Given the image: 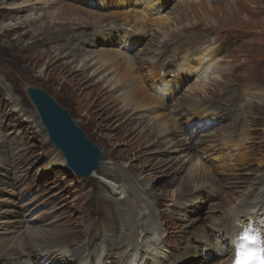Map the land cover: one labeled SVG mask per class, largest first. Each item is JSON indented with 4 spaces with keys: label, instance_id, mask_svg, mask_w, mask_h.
Instances as JSON below:
<instances>
[{
    "label": "rangeland",
    "instance_id": "374dc122",
    "mask_svg": "<svg viewBox=\"0 0 264 264\" xmlns=\"http://www.w3.org/2000/svg\"><path fill=\"white\" fill-rule=\"evenodd\" d=\"M106 1L110 5L114 0ZM191 1L163 0L145 18L124 3L104 7L94 2L99 7L94 8L85 0H0V241L12 244L29 227L78 248L88 230L110 236L114 220L120 217L117 210L136 205L129 211L140 218V210L148 209L155 233L166 241L171 263L212 262L198 255L197 235L212 233L218 240L222 212L264 175V0ZM63 6L80 19L74 12L61 15ZM45 29L48 32L42 35ZM127 32L144 37L135 51L146 49L148 55L143 56L142 66H121L117 75L108 59L97 56L102 52L124 56L119 34ZM110 34L111 42L103 40ZM62 44L67 46L64 55L80 47L78 59L71 54L58 62L51 60L54 48ZM197 52L210 56L208 71L186 73L175 92L187 114L188 106L197 104L208 115L194 130L192 117L171 111L174 102L165 99L154 79L187 68L184 58ZM64 62L75 67L72 72L62 67ZM85 63L89 66L82 68ZM28 88L44 91L68 111L100 150V167L90 179L76 177L66 167L47 138ZM244 89L251 93L247 98ZM131 91L150 94V102H144L143 96L138 101L151 107L136 110L135 101L126 107ZM161 98L168 108L150 111L152 102ZM231 105L243 108L228 111ZM143 121L153 135L140 133L138 125ZM183 138L198 142L195 158L175 148L174 141ZM102 164L115 174L111 181H122L131 189L129 200L120 206L106 204L111 195L93 177L104 174ZM196 173L217 181L213 194L199 192L211 187L210 182H188ZM236 176L240 185L234 184ZM140 186L145 187L144 196ZM116 230L119 235V227ZM115 239L107 244L105 236L100 242L117 247ZM33 245L24 243L17 256ZM0 254V262L9 264L11 258ZM115 256L112 253L110 258ZM28 258L24 255L23 260Z\"/></svg>",
    "mask_w": 264,
    "mask_h": 264
},
{
    "label": "bare ground",
    "instance_id": "6f19581e",
    "mask_svg": "<svg viewBox=\"0 0 264 264\" xmlns=\"http://www.w3.org/2000/svg\"><path fill=\"white\" fill-rule=\"evenodd\" d=\"M85 1L87 5H89L90 7L93 6L94 8H99V7L94 6L93 4L94 2L103 4L104 7L105 6L119 7V6H122L121 3H124L125 6L132 8V10L139 9L140 12L144 13L145 18H148L149 17L148 12L152 11L151 14H154L157 7L161 6L163 0H114L112 1L110 5L108 1L106 0H85ZM61 11H62L61 15L63 13L66 15L67 12L68 13L74 12V14H76L75 16L78 17L76 19L77 20L80 19L77 13L69 7L63 6L61 8ZM136 12L138 13V10ZM96 19H98L97 16H96ZM139 19L145 22V20H143L142 18H139ZM45 32H48V30L45 29V31L41 32V34L43 33L42 35H44ZM110 35L111 36H106L107 38L105 37V39L103 40H109V42H111L113 40L112 38L113 35L112 34ZM119 38L120 40L123 41V43L121 42L120 45L122 46L125 57L121 55H117V54L113 55L111 54L112 52H107V53L102 52L97 56V58H99L100 60L108 59V63H107L108 66L112 68L113 71H115L117 75H120L119 73L121 70V66H123L122 68L124 69L127 67L129 68L130 66H133L135 64L142 66L143 56L145 58L148 55V51L146 49L135 51V45L141 44V42L144 41V37H141L138 34H135L133 32H127L123 36L120 33ZM36 41L45 42V39L44 40L36 39L34 42ZM66 47L67 46L63 44L60 46L59 45L56 46L54 48L55 49L54 52H52L53 57L51 56V60L58 62L63 57L70 56L71 54H73V58L77 60L78 55H76L77 53L76 51L81 50V48L77 47L75 53H73L74 51L70 49V51L67 54L65 53L64 55L63 50ZM209 57L210 56H208L206 52H202V53L197 52L192 55H187L184 58V64L186 65L187 68L180 67L178 71L175 73V75H173L172 77H169V75L167 76L162 75L161 77H159L160 79L159 78H157V80L154 79V82L157 81L158 83L157 87L162 90V94L164 95L165 93V99L168 98L169 100L174 102L172 107H170L171 111L177 112L181 115L182 113H184L185 117L188 115L192 117L194 130H197V127L195 126V124L198 125L201 123V121L208 120L207 119L208 115H206L204 111L201 110L200 107L197 106V104L189 105L188 108L190 109V113L187 114L184 110V107H185L184 103H182L181 99H178L175 96V92L178 88V85L182 83V80L184 76H186V73L205 74L208 71ZM83 61H85V58L81 59L82 63ZM150 63L153 64L154 61H151ZM88 66H89V63H85L83 64L82 68H87ZM62 67H65V69L68 72L70 71L72 72L73 69L75 68V67L68 68L66 62L63 63ZM242 93H243V96H245L246 98L249 97V94H251L249 90H245V89L243 90ZM127 96H128L127 100L129 99L130 100L128 101V104L125 105L126 107H130L132 104H134V101L136 103V110L140 108L147 109L151 107V106H144L141 104L140 101H138L139 97L143 96L144 102L145 101L150 102L151 95L148 94L146 91L136 92V93L131 91V93L127 94ZM152 104H154L153 108L149 109L150 111L155 109V111H152V112H156L157 110H166L168 108V106L165 105L163 98L158 99L155 103L152 102ZM154 106H157V107H154ZM242 108L243 107L239 105H231L228 107V111L236 112L237 109L241 111ZM156 117L159 118L160 116H156ZM170 120L173 121V123L178 124L174 120L173 116H171ZM138 128L141 129L140 133L147 132L150 136L151 134L153 135V130L151 128H148V125L144 123V121L139 123ZM143 138H144V135H143ZM175 142L177 143V145ZM174 143L176 146L175 148H177L180 153H187L188 156L190 155L191 159L195 158V150L196 148H198L197 146L198 142L195 141L194 138L193 139L183 138L182 141L177 140V141H174ZM100 171L101 172L103 171L104 173L102 176L95 174L93 177L96 178L99 181V183H101L104 190L108 194L111 195L110 197H108V201L106 202V204L112 205V206H114L115 204V205L120 206L122 205L123 202L128 201L130 198L131 189H129L125 184H123L122 181L119 184L117 183L118 181L117 182L111 181V179L114 178L115 174L112 173L110 169L106 168V164L105 165L102 164V169ZM207 177H205L202 174L197 175L196 173V175H194L193 177L191 176V179L188 182L190 183L210 182L212 183L211 187H206L203 190H199V192H203L206 194H213L214 192L212 189L216 187V184L214 185V183H216L217 181L216 180L209 181ZM235 183L240 185L237 176H236V181L234 182V184ZM136 184L137 183H135V185ZM134 187L135 188H133L132 190L136 191V186ZM140 188L142 190V195L144 196L145 187L140 186ZM234 193H238V191L233 192V194H231V197L234 195ZM241 194L242 195L233 198L234 204L231 205L225 212H222V217L220 220H218V222H220L222 225L218 226L216 229L217 230L216 232L220 234V236L218 237V240L213 239L212 233L211 234L208 233V235L206 233L197 235L198 242L196 243L197 245L195 247V248H198L197 253L199 256L205 257L206 259H209V260L211 259L210 261L212 262H210L209 264H233L235 262L234 252L245 235H258L260 237H264V175L262 176V179L259 180L257 185L251 191L242 192ZM219 196H220V193H219ZM119 206L116 208H119ZM130 207L131 209H134V210L136 209V205L135 206L130 205L129 207L127 206L128 209H125V210L129 211ZM125 210H120V209L117 210L120 217H118V220H114L116 226L114 225V228H115L114 231L111 228L110 236L109 234L106 235L105 231L102 232L98 236L97 234H90L88 230L87 231L88 236L87 238L84 239L83 241L84 244L81 247L73 248V245L66 244L65 240L61 239L60 237L57 236L56 238H53L55 234L52 235L50 233H47L48 231L45 232V230H40L39 228L27 227L26 229H24V231L19 233V238L14 243L8 244L6 241H0V253L3 252V254H5L7 258H11L10 260L13 262L10 261L9 264H40V262L42 261H47L48 262L47 264H56L58 262H61L62 264H167V263H171L172 259H171L170 253L164 246L165 245L164 243L166 241L163 240L158 233L157 234L155 233L157 231L153 228V218L148 213L147 211L148 209L145 207V209L140 210L141 211L140 218L134 217L130 211L128 213ZM237 220L240 221L239 224L234 223V221H237ZM136 224L137 225L140 224V226H137L136 228L133 227V225H136ZM97 227H101V225ZM105 227L107 228V226ZM118 227L120 229V232H119V235H116V231H118L116 230V228ZM48 234L50 235V237ZM138 234L140 235L139 241H136L135 237ZM105 236H106V240L104 242L107 244L113 242V239L116 237L114 241L118 242V246L108 248L106 244H103L102 242H100V239ZM157 236H158V239H157L158 244L154 241V239ZM24 243L35 244V245L29 246L26 252L19 253V255L17 256L16 253L23 249ZM100 243L103 244L104 247L98 248L99 246L98 244ZM125 245H127V249L124 250ZM121 251L123 252L120 253ZM112 253L116 254L115 259L110 258ZM24 255L25 256L27 255L29 257L28 260H23ZM1 256L2 255L0 254V257ZM0 263L6 264L2 262ZM182 263L184 262L180 261V263L176 262V263H171V264H182Z\"/></svg>",
    "mask_w": 264,
    "mask_h": 264
},
{
    "label": "water",
    "instance_id": "95a60500",
    "mask_svg": "<svg viewBox=\"0 0 264 264\" xmlns=\"http://www.w3.org/2000/svg\"><path fill=\"white\" fill-rule=\"evenodd\" d=\"M27 95L38 114L49 142L63 156L73 175L88 180L100 167L102 154L47 93L28 88Z\"/></svg>",
    "mask_w": 264,
    "mask_h": 264
},
{
    "label": "clouds",
    "instance_id": "9594fccd",
    "mask_svg": "<svg viewBox=\"0 0 264 264\" xmlns=\"http://www.w3.org/2000/svg\"><path fill=\"white\" fill-rule=\"evenodd\" d=\"M242 238L234 252L235 264H264V237Z\"/></svg>",
    "mask_w": 264,
    "mask_h": 264
},
{
    "label": "snow or ice",
    "instance_id": "6c2138e0",
    "mask_svg": "<svg viewBox=\"0 0 264 264\" xmlns=\"http://www.w3.org/2000/svg\"><path fill=\"white\" fill-rule=\"evenodd\" d=\"M234 223L235 224H239L240 223V221L239 220H237V221H234ZM245 238H250L248 235H245Z\"/></svg>",
    "mask_w": 264,
    "mask_h": 264
}]
</instances>
